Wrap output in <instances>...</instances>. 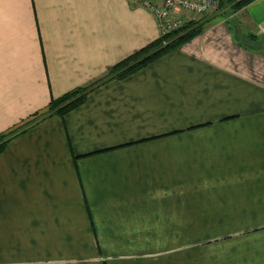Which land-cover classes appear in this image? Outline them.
I'll return each mask as SVG.
<instances>
[{"label":"crops","instance_id":"obj_1","mask_svg":"<svg viewBox=\"0 0 264 264\" xmlns=\"http://www.w3.org/2000/svg\"><path fill=\"white\" fill-rule=\"evenodd\" d=\"M234 20L6 147L0 264H264V0ZM160 37L127 0H0V134Z\"/></svg>","mask_w":264,"mask_h":264},{"label":"trees","instance_id":"obj_2","mask_svg":"<svg viewBox=\"0 0 264 264\" xmlns=\"http://www.w3.org/2000/svg\"><path fill=\"white\" fill-rule=\"evenodd\" d=\"M256 1L257 0H217L218 11L213 19H208L206 17L198 22L186 23L179 30L160 37L142 50L119 62L104 78L88 87L73 89L62 97L51 100L45 111L36 114L33 119L17 129L0 134V155L16 137L22 135L41 121L53 116L63 118L69 112L82 106L89 93L98 87L113 80L122 81L130 75L151 65L166 54L176 51L183 45L189 43L191 40L199 36L203 31V28L212 20L217 18L218 20L223 21V24L232 34L235 28L238 27V22L234 20V16L240 11H244L245 8ZM249 38L252 39L251 36L248 37V39ZM234 41L236 42V39Z\"/></svg>","mask_w":264,"mask_h":264},{"label":"built area","instance_id":"obj_3","mask_svg":"<svg viewBox=\"0 0 264 264\" xmlns=\"http://www.w3.org/2000/svg\"><path fill=\"white\" fill-rule=\"evenodd\" d=\"M131 5H141L156 19L160 34L166 36L182 26V14L188 13L196 17L211 14L218 5L217 0H127ZM173 15L180 14V16Z\"/></svg>","mask_w":264,"mask_h":264},{"label":"rangeland","instance_id":"obj_4","mask_svg":"<svg viewBox=\"0 0 264 264\" xmlns=\"http://www.w3.org/2000/svg\"><path fill=\"white\" fill-rule=\"evenodd\" d=\"M217 11H218V5L216 6V8L215 9H213L211 12V14H208V15H205V16H202V17H199V18H201V19H204V18H208V19H213L216 15H217ZM186 14H188V13H186ZM188 15H191V14H188ZM172 16H173V18H175V15H173L172 14ZM192 16H194V15H192ZM194 17H196V16H194ZM218 19L216 18L215 20H212L210 23H213L214 21H217ZM183 23H182V26L180 27V28H182L183 27V25H185L186 23H189L190 21L189 20H187L186 18H184L183 20ZM179 28V29H180ZM179 29H177V30H179ZM177 30H175V31H177ZM172 33V32H171ZM260 48L261 49H263L264 50V45H260Z\"/></svg>","mask_w":264,"mask_h":264}]
</instances>
